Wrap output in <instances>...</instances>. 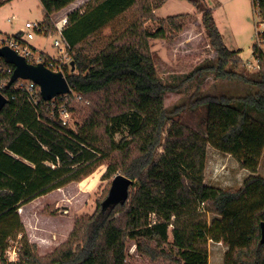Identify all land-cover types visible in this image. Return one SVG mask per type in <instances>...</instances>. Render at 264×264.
I'll use <instances>...</instances> for the list:
<instances>
[{
  "label": "trees",
  "instance_id": "16d2710c",
  "mask_svg": "<svg viewBox=\"0 0 264 264\" xmlns=\"http://www.w3.org/2000/svg\"><path fill=\"white\" fill-rule=\"evenodd\" d=\"M74 1L41 0L47 35L56 32L52 16ZM188 1L196 6L203 0ZM201 12L217 58L199 70L255 85L244 95L201 94L191 102L208 106L206 135L174 120L183 106L165 104L173 88L157 73L150 40L165 38L166 31L161 26L150 32L145 25L157 19L152 0H89L67 14L64 35L76 69L66 77L87 105L77 129L62 125L53 101L40 95L35 107L25 100L26 92L16 89L8 75L3 92L10 99L0 111V264L8 263L9 239L19 235L20 260L11 264H126L129 237L137 238L138 249L153 259L208 264L206 236L228 244L225 264H264V177L258 174L264 151V48L254 44L259 77L248 79L238 71L240 50L225 44L212 9L205 5ZM259 14L264 22V0ZM177 17L166 19L179 33L183 26ZM115 23L120 30L99 45L103 29ZM259 36L264 42V31ZM122 126L128 135L116 142ZM209 145L252 173L241 187L205 183ZM107 158L105 178L122 173L135 180L129 199L103 207L107 190L91 216L75 218L67 240L39 255L19 209L78 181ZM52 209L44 213L53 215ZM209 213L219 217L211 226Z\"/></svg>",
  "mask_w": 264,
  "mask_h": 264
},
{
  "label": "rangeland",
  "instance_id": "374dc122",
  "mask_svg": "<svg viewBox=\"0 0 264 264\" xmlns=\"http://www.w3.org/2000/svg\"><path fill=\"white\" fill-rule=\"evenodd\" d=\"M2 1L0 0V3ZM88 1L77 0L52 19L58 21L68 14H66L68 10H75ZM152 3L157 19L148 20L145 25L150 32H155L161 26L166 31L165 38H151L150 40L157 73L163 83L173 88L166 92L165 104L170 109L183 106L174 116V120L189 126L201 135H206L208 106L193 107L191 102L201 94L244 95L254 92L255 85L239 77L222 78L216 76L212 70H199L217 58L216 50L210 45L202 23L201 7L207 4L211 7L225 44L230 49L240 50L243 62L238 67V71L251 80L259 77L254 44L258 42L264 48V42H261L259 38V34L264 29V22L254 9L252 0H203L200 1V5L196 6L188 0H152ZM169 16H178L177 20L183 26L181 32L178 33L167 22L166 18ZM9 18H11L10 21ZM42 19L41 0H7L0 5V34L5 36H13L17 33L26 35L29 31L26 22ZM120 28L118 23L104 28L102 34L98 36L102 40L99 45H103V41H107ZM56 37L57 35L53 34L35 33V37L29 39V43L38 50L55 56L58 54L54 46ZM85 107H87L85 103L71 98L68 103V108L72 112L71 128L77 129L83 123L87 114L83 109ZM127 135V126L120 127L115 134L116 142ZM110 162V158L100 160L78 181L48 195L39 196L19 209L26 233L30 241L37 243L39 255H47L67 240L75 218L91 216L95 212L100 198L111 187L113 179L104 177ZM251 174L249 170L241 168L237 159L231 154L208 146L205 183L224 189L239 188ZM258 174L264 177V151L259 161ZM135 188L136 186L131 187L130 192ZM47 207L48 209L53 207V215L44 213V208L47 209ZM216 218L219 217L209 213L208 226H211ZM70 223L72 224L69 225ZM62 231H64L63 236ZM19 237L9 239L5 255L7 264L20 260ZM204 241L208 264H225L228 244L224 241H216L210 236H206ZM138 243L137 238L127 239L126 264H175L173 260L164 257L153 259L143 254L138 249ZM166 248L173 249V246L168 244Z\"/></svg>",
  "mask_w": 264,
  "mask_h": 264
},
{
  "label": "built area",
  "instance_id": "2783aa9c",
  "mask_svg": "<svg viewBox=\"0 0 264 264\" xmlns=\"http://www.w3.org/2000/svg\"><path fill=\"white\" fill-rule=\"evenodd\" d=\"M252 1L254 9L257 11V13H260V3L262 0ZM10 20L11 18H9V21ZM53 22L56 28V32L53 35H57V37L54 39V46L58 50V54L55 56L49 55L42 50H38L29 43V39H33L35 37V33L47 34L46 26L42 20L26 22V27L29 30L25 35L26 38H22L21 36H5L4 34H0V46L8 45L17 53L25 56V58L29 62L34 64L42 62L49 69L53 71H61L66 76V72H72L71 62L73 61L71 55V45L64 35V28L68 23V16L66 15L58 21L53 20ZM263 31L264 29L262 30V32ZM10 65L6 61H4L2 57H0V91L8 99L10 98L3 92V89L7 84L8 75L12 76L13 74L14 67L12 68ZM14 87L16 89L25 91V100L29 101L35 107L38 106L41 91L40 86L36 82L30 79L18 78L15 81ZM72 97L77 100H82L81 94L74 92L72 88L68 93L57 95L56 97L51 99V101H53V104L57 105L58 107V119L61 121L62 125L66 127H71L72 112L68 108V103ZM12 98H15V95H13Z\"/></svg>",
  "mask_w": 264,
  "mask_h": 264
},
{
  "label": "water",
  "instance_id": "95a60500",
  "mask_svg": "<svg viewBox=\"0 0 264 264\" xmlns=\"http://www.w3.org/2000/svg\"><path fill=\"white\" fill-rule=\"evenodd\" d=\"M0 57L7 63L14 66L11 79L15 82L18 78L30 79L40 86L41 96L44 100H51L57 95L68 93L70 84L65 74L61 71H53L45 66L44 63L36 64L29 62L25 56L17 53L8 45L0 46ZM71 69H76L75 62H71ZM9 102V99L0 91V111ZM135 183V180L119 173L111 183L109 193L103 201V207L115 204L118 202H126L129 199L130 188ZM262 238L264 243V221L261 222Z\"/></svg>",
  "mask_w": 264,
  "mask_h": 264
},
{
  "label": "crops",
  "instance_id": "0c3cea01",
  "mask_svg": "<svg viewBox=\"0 0 264 264\" xmlns=\"http://www.w3.org/2000/svg\"><path fill=\"white\" fill-rule=\"evenodd\" d=\"M77 1V0H76ZM76 1H74V2H72L71 4H69L67 7H65V8H63L62 10H60V11H58L57 13H55L52 17L54 18V16H56L59 12H62V11H65V9H67L70 5H72L73 3H75ZM207 2V1H206ZM208 5V4H207ZM209 6V5H208ZM79 7H81V6H79ZM78 7V8H79ZM210 7V6H209ZM211 8V7H210ZM71 11H73V10H68L67 12H66V14L68 13H70ZM65 16V15H64ZM54 20V19H53ZM19 36H21L22 38H26V36L23 34H20V33H17ZM72 223H70L69 225H71ZM39 246H40V244H39Z\"/></svg>",
  "mask_w": 264,
  "mask_h": 264
}]
</instances>
